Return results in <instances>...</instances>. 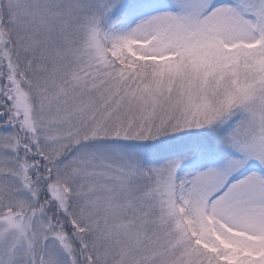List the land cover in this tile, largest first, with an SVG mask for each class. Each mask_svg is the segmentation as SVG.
Masks as SVG:
<instances>
[{"label":"snow or ice","instance_id":"1","mask_svg":"<svg viewBox=\"0 0 264 264\" xmlns=\"http://www.w3.org/2000/svg\"><path fill=\"white\" fill-rule=\"evenodd\" d=\"M0 264H264V0H0Z\"/></svg>","mask_w":264,"mask_h":264}]
</instances>
